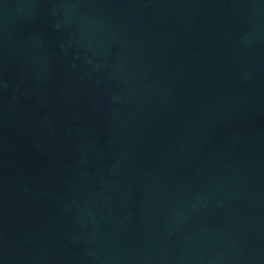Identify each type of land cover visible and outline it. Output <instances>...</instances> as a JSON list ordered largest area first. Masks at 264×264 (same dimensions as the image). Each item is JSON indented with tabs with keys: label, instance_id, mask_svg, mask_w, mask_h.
Masks as SVG:
<instances>
[{
	"label": "water",
	"instance_id": "obj_1",
	"mask_svg": "<svg viewBox=\"0 0 264 264\" xmlns=\"http://www.w3.org/2000/svg\"><path fill=\"white\" fill-rule=\"evenodd\" d=\"M0 264H264V0H0Z\"/></svg>",
	"mask_w": 264,
	"mask_h": 264
}]
</instances>
